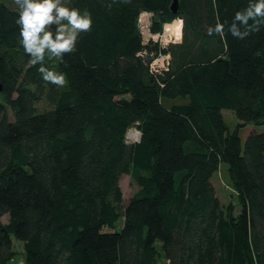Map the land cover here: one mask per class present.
<instances>
[{"label": "trees", "instance_id": "16d2710c", "mask_svg": "<svg viewBox=\"0 0 264 264\" xmlns=\"http://www.w3.org/2000/svg\"><path fill=\"white\" fill-rule=\"evenodd\" d=\"M63 2L92 26L62 62L45 54L66 74L57 87L24 52L17 8L0 0V264L19 253L25 264H156V242L167 264H264V132L239 136L264 126V23L245 39L228 32L249 0H178L174 14L172 0ZM143 11L153 33L181 19L180 43L143 45ZM217 22L224 34L209 36ZM159 52L168 67L151 73ZM221 164L239 211L215 193ZM123 175L139 189L126 204Z\"/></svg>", "mask_w": 264, "mask_h": 264}, {"label": "clouds", "instance_id": "9594fccd", "mask_svg": "<svg viewBox=\"0 0 264 264\" xmlns=\"http://www.w3.org/2000/svg\"><path fill=\"white\" fill-rule=\"evenodd\" d=\"M14 3L18 13L15 23L19 28V42L30 57L31 65H39L37 71L44 82L57 87L65 86L66 74L44 66L45 54L62 62L66 54L75 52L80 34L91 31V14L87 10L81 14L79 9L66 6L63 0H14ZM250 18L252 24L248 23ZM237 21L243 31L238 28ZM262 23L264 0H255V3L249 0L243 11L235 13L228 32L237 39H245L253 32H258ZM207 34L223 35L224 24L217 22L209 26Z\"/></svg>", "mask_w": 264, "mask_h": 264}, {"label": "rangeland", "instance_id": "374dc122", "mask_svg": "<svg viewBox=\"0 0 264 264\" xmlns=\"http://www.w3.org/2000/svg\"><path fill=\"white\" fill-rule=\"evenodd\" d=\"M7 2L11 7H16L14 0H4ZM38 108L40 110H43L46 108L45 102H41L38 105ZM222 115L224 118L225 123L227 126L233 130L235 126L238 124L237 119L235 118L234 114L231 111L228 110H222ZM251 132H256V133H261L264 132V126H254V125H246L243 128L239 130V136L242 140V144L247 137V135ZM212 184L215 188V193L220 199V201L223 204H233L235 206V210L239 211V205L237 202V195L235 190L233 189V186L229 180L228 173H227V165L226 164H221L219 170L214 174L212 177ZM119 186L120 190L122 193V199H123V204H126L128 200L134 196L137 191L139 190L134 181L131 179L129 175H123L119 181ZM3 223L7 222V216H4L2 219ZM121 223V217L120 220L116 223V226H119ZM106 231H111L109 228H104ZM155 248L157 251V256H156V264H167L163 251L161 248L160 242H156ZM14 249L17 250V252L22 251V247L19 242L14 241ZM23 255L22 253L17 254L14 256L13 260L9 261L7 264H17L19 260H23Z\"/></svg>", "mask_w": 264, "mask_h": 264}, {"label": "built area", "instance_id": "2783aa9c", "mask_svg": "<svg viewBox=\"0 0 264 264\" xmlns=\"http://www.w3.org/2000/svg\"><path fill=\"white\" fill-rule=\"evenodd\" d=\"M153 16L151 13L143 11L139 14L137 19V28L141 36L143 45L150 43L157 44L161 50L170 44L180 43L182 37V20L174 19L171 22L162 25L160 32L153 33L151 31ZM169 54L159 52L153 57L149 67L151 73H159L165 71L169 64ZM140 132L136 127H132L126 133L125 139L127 143H136L140 139ZM17 264H25L20 260Z\"/></svg>", "mask_w": 264, "mask_h": 264}, {"label": "water", "instance_id": "95a60500", "mask_svg": "<svg viewBox=\"0 0 264 264\" xmlns=\"http://www.w3.org/2000/svg\"><path fill=\"white\" fill-rule=\"evenodd\" d=\"M170 9H171V11H172L173 14L177 12V9H178V0H172V4L170 6ZM1 90H2V86L0 84V92H1Z\"/></svg>", "mask_w": 264, "mask_h": 264}]
</instances>
